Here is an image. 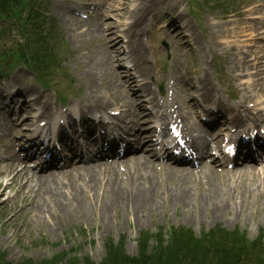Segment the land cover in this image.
Instances as JSON below:
<instances>
[{"label":"rangeland","instance_id":"obj_1","mask_svg":"<svg viewBox=\"0 0 264 264\" xmlns=\"http://www.w3.org/2000/svg\"><path fill=\"white\" fill-rule=\"evenodd\" d=\"M3 211V210H2ZM166 212L158 213L156 218V213L154 216H145L144 218H138L134 215H126L120 214L121 223L114 219V216L110 218L108 224L106 222L101 221V219L92 213H88L85 216L84 221L82 222L81 227L87 233V238L90 241L89 245L82 246V249H78V253L81 256H85V254H91V258L93 260H97L96 262L100 261L104 257V250L99 248L103 242H106L108 237H115L118 238L120 235H127V243L126 246H129L133 240L136 238L137 233L141 230H146L151 228L154 223L163 224L166 222ZM172 220V219H171ZM11 220H9L10 222ZM174 221V220H173ZM120 223V224H119ZM110 227L107 228V226ZM66 230L65 223L57 222L49 229V237L46 244L34 249L36 256L43 258L45 257L49 251L53 252H60V251H70V248L74 246L73 244L68 245L62 239L63 234ZM12 239V238H11ZM78 237H76V244H78ZM94 241V244L92 242ZM27 244H23L22 247H26ZM22 247L19 250H22ZM129 250L133 252L134 249H131L129 246ZM137 254V250L133 253V255Z\"/></svg>","mask_w":264,"mask_h":264},{"label":"bare ground","instance_id":"obj_2","mask_svg":"<svg viewBox=\"0 0 264 264\" xmlns=\"http://www.w3.org/2000/svg\"><path fill=\"white\" fill-rule=\"evenodd\" d=\"M155 1V7L152 8V12L155 15V18H160L161 16H163L164 11L167 9L166 6V1L167 0H154ZM260 3L259 7H258V11L256 13L259 14L260 11H262L264 9V5L258 1ZM172 29H175V26L172 27ZM259 30H264V27H258V25H252L249 24L247 29L241 31L240 33H235L236 38H240V34L244 36H247L246 33L247 32H258ZM264 33L261 34H257L256 37H258L259 39L256 42V46L257 49H261L264 52V36H259L262 35ZM171 35V34H170ZM192 43L199 48V46L201 45V42L199 41L197 35L195 33H193L191 35V39ZM254 55V59L250 62H253L255 66H257L256 62V55L255 53H253ZM99 63H94L91 62L88 64V66H85V71L90 70V67H95L98 66ZM253 65V66H254ZM11 91V90H10ZM251 96L248 94H242L241 96V100L242 102L250 100ZM248 117V113H244L241 115L242 120L246 119ZM203 138L197 136L194 140V143L197 140H202ZM134 144H138V141H135ZM206 170V169H205ZM206 173L204 174L205 177L210 180L212 179V177H216L213 176V174L211 173V171H205ZM111 174V172H109ZM144 174L146 176V179L148 184H149V188L145 187L142 182L145 181L143 179V177H140V174L138 172L137 169L134 170V183L131 182L130 180V190H129V195H135L138 192H143L144 193V198L143 201L141 203H145V202H149L150 203V195L151 192L158 186L159 182L154 174H153V167H146L144 170ZM192 180L193 179V175L191 176ZM116 180H118V178H116ZM188 177L183 178V180H178L177 179H173V183L169 186V190L170 192H174L176 193V196L174 198H172V202L176 205H182V206H187L191 203V191L188 189L189 184L187 183ZM264 186V185H263ZM113 190L115 192H120L119 189L117 188V182L115 181L114 185H113ZM205 190V194L202 195L201 197V204L203 205H212V206H226V196L231 197V194L229 193V191L225 194L224 192L220 191L218 188L214 187L213 185L208 186L207 188L204 189ZM199 191H201V189L199 188ZM166 194L170 195V192L168 190L165 191ZM159 194V192H157V195ZM143 208V205H142ZM140 210H137L136 213L140 214ZM57 259L56 261H60L62 259V257H55L54 260Z\"/></svg>","mask_w":264,"mask_h":264},{"label":"trees","instance_id":"obj_3","mask_svg":"<svg viewBox=\"0 0 264 264\" xmlns=\"http://www.w3.org/2000/svg\"><path fill=\"white\" fill-rule=\"evenodd\" d=\"M119 251H120V250H118V251H116V252H119ZM121 256L123 257V259L126 258V256H124V254H122ZM56 260H57V259H55V260H53V261H51V262H54V261H56Z\"/></svg>","mask_w":264,"mask_h":264}]
</instances>
